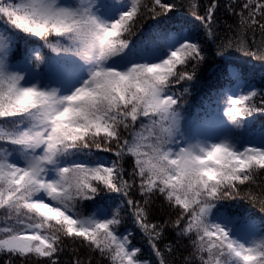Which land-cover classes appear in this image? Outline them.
Segmentation results:
<instances>
[{"label":"snow or ice","instance_id":"1","mask_svg":"<svg viewBox=\"0 0 264 264\" xmlns=\"http://www.w3.org/2000/svg\"><path fill=\"white\" fill-rule=\"evenodd\" d=\"M176 7L169 0H0V253L60 264L71 239L108 264H152L132 234L120 230V206L85 211V202L95 203L102 192L128 195L122 162L129 157L141 193H158L175 216L149 224L146 209L126 201L158 264L165 261L157 241L169 226L189 242L191 264H264V227L251 220L233 227L235 217L219 203L264 174V131L249 126L264 115V89L231 70L236 88L224 93L228 120L203 138L182 130L181 98L172 91L193 80L188 69L206 60V46L215 44L218 56L230 54L231 40L216 44V0L197 17L202 37L160 19L150 41L125 38L139 18H166ZM228 8L245 35L264 33V0ZM31 38L58 54L43 61V77L27 66V48L24 62L16 63L19 40ZM113 143L115 159L105 163L98 152L113 151ZM80 154L85 158H75Z\"/></svg>","mask_w":264,"mask_h":264},{"label":"trees","instance_id":"2","mask_svg":"<svg viewBox=\"0 0 264 264\" xmlns=\"http://www.w3.org/2000/svg\"><path fill=\"white\" fill-rule=\"evenodd\" d=\"M100 3L107 2L121 4L122 0H99ZM150 4L151 0H143ZM175 3L177 7L166 18L157 17L155 20L148 16L137 20L135 27L130 33H125V38L129 41L140 43L151 40L155 32L157 20L163 19V23L170 29H183L185 34L203 36L202 22L197 17L207 15L213 0H169ZM218 7L213 17V30L218 37L216 44L231 40L232 46L229 48V55L221 57L216 55V45L212 44L206 52V60L197 65L194 69L188 71L194 73L191 81H182L173 87L172 91L181 98L182 111V130L190 134L204 130L213 122H225L228 120L224 116L226 100L224 93L229 89H235L236 83L231 82V70H238L243 77H246L247 83H250L254 89L259 91L264 89V33L259 29L248 31L246 35L238 29L239 19L232 14L228 5L242 3L243 0H216ZM239 12V7L236 8ZM246 39V43H240ZM53 43L55 41H52ZM20 59L16 63L24 62V50H29L27 64L32 71L40 73L43 77L47 73V66L44 60L51 61L57 57V53L52 52L48 45L39 40L31 38L30 40H19ZM60 55H65L61 53ZM39 56L42 60H37ZM239 82V81H238ZM241 82H245L241 80ZM187 89V91H185ZM260 97L256 98L259 103ZM249 126H254V131H264V115H257L249 121ZM244 131V129H241ZM127 133H124L126 135ZM201 138L202 135H201ZM107 146V145H105ZM113 151L98 152V158L104 159L107 163L115 159L114 153L117 150L115 143L111 145ZM93 154H97L95 148ZM78 159H84L80 154ZM125 171L124 179L128 181V195L122 193L102 192L97 197L95 203L85 202V211L90 213L97 206L108 209L114 206H120L124 222L120 230L131 233L133 243L141 247L144 257L158 264L159 257H156L149 245V236L143 232L136 221L134 215L135 209L129 206L126 201L133 200L141 209H146L147 222L149 224H164L170 217L175 218L174 213L168 208L167 203L159 196L152 194L145 196L139 188V180L132 176L133 160L126 157L122 162ZM223 205V210L230 216L235 217L237 223L243 225L251 220L257 227H264V174L257 173L254 178L232 191V194L219 202ZM4 213L0 210V228L4 227ZM159 247L165 264H191L188 260L189 242L183 239L178 240L171 227H167L158 238ZM64 251L59 254L60 264H74L79 260L80 264H108L105 257L93 253L82 245L79 240L73 241L67 239L63 245ZM41 258L32 257L25 259L15 256H9L6 253H0V264H39ZM198 264V261L196 262Z\"/></svg>","mask_w":264,"mask_h":264},{"label":"rangeland","instance_id":"3","mask_svg":"<svg viewBox=\"0 0 264 264\" xmlns=\"http://www.w3.org/2000/svg\"><path fill=\"white\" fill-rule=\"evenodd\" d=\"M97 2L100 3L99 0H97ZM27 66L30 68V65H29V64H27ZM30 70L32 71L31 68H30ZM33 72H35V71H33ZM35 73H38V72H35ZM237 83H239V84H243V82H241V81H239V82H237ZM53 86H55V85H53ZM235 88H236V85H235ZM217 124H223V122H219V121L213 122L212 124H210V125L204 130L203 134L206 132V130H207L208 128H210V127H212V126H214V125H217ZM203 134H202V137H203ZM101 160H103L105 163H107L104 159H101ZM240 226H242V225H240V224H235L233 227H240Z\"/></svg>","mask_w":264,"mask_h":264}]
</instances>
